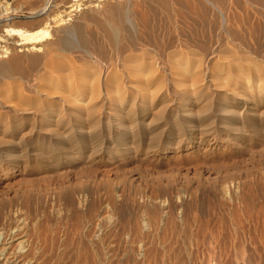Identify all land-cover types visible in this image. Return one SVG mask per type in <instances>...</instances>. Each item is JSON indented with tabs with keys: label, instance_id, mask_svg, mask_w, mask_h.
<instances>
[{
	"label": "rangeland",
	"instance_id": "374dc122",
	"mask_svg": "<svg viewBox=\"0 0 264 264\" xmlns=\"http://www.w3.org/2000/svg\"><path fill=\"white\" fill-rule=\"evenodd\" d=\"M30 1L36 3L30 12L0 3V24L32 21L33 27H49L54 41L58 27L55 23L50 27L46 15L37 16L46 0ZM71 1L57 0L52 14L68 9ZM233 2L227 6L228 15L234 8L231 18L236 10L240 20L246 13L256 19L264 12V0L254 5ZM157 7L136 5L153 24L146 39L140 29L127 25L121 41L113 26L98 15L102 23H89L85 29L84 36L94 38L88 52L84 47L68 51L58 45L35 71L6 77L0 70V202L7 216L0 223V242L15 235L12 250H28L30 264H264V23L261 31L257 27L254 32L252 26V33L247 16L244 23L229 16L227 24L235 23L230 30L245 32L240 41L230 30L221 29L217 11L210 16L217 22L213 24L212 19L184 21V8L177 4L171 14ZM130 40H137L134 47L122 51L120 42ZM1 57L0 67L9 59ZM54 60H62L64 70H50ZM77 70L83 78L75 79L80 76ZM100 77L108 78V87H102ZM27 80L38 86V93L30 94ZM117 84L125 91L114 90ZM18 90L28 97L20 105L23 108L13 102ZM108 98L118 102L110 106ZM92 104L96 112L90 110Z\"/></svg>",
	"mask_w": 264,
	"mask_h": 264
},
{
	"label": "bare ground",
	"instance_id": "6f19581e",
	"mask_svg": "<svg viewBox=\"0 0 264 264\" xmlns=\"http://www.w3.org/2000/svg\"><path fill=\"white\" fill-rule=\"evenodd\" d=\"M57 1V0H56ZM55 0H46V2L47 3H45V6H44V8H43V10L42 11H38L39 13L37 14V16L38 15H46V17L48 18L47 19V23H48V21H50V27H51V25H53L52 27L54 28V23H55V27H58L57 29L56 28H54L55 30L53 31L54 32V37H55V39H54V41L52 40L51 41V39H53V38H51L50 37V32L49 31H51V30H49V27L47 28V27H45V26H39V27H33V25H34V22H32L31 21V23H28V24H21V23H17V22H15L14 20L13 21H10V22H8V23H5V24H0V29L2 30V33H3V36H4V38L3 39H1L0 40V56H2V57H4V58H6V57H8L9 59H8V61H6V63L4 64V65H2L1 67H0V70H1V72L3 73V75L4 76H6L7 77V75L9 76H11L12 75V72L14 73V72H20V71H26L27 72V70H31V72L32 71H35L39 66H41V65H43V64H41V63H45L46 64V61L48 62V60H49V58L52 56V54L54 53L53 52V50H54V46H58V45H60L62 48H64L65 50H68V51H73V49H76L75 47H84V49H86L87 48V46H89V42L91 41V40H93L94 38H93V36H89L87 33H86V35L87 36H84V33H85V29H86V27H87V25L90 23H95L96 25L97 24H101L102 22H101V20H99V18H98V15H101V18H103L104 20L103 21H105L106 22V24L108 25V24H110L109 26H113V28L115 29V31L117 32V34L121 37V41H122V39H124L126 36H122L123 34H121V31L123 30V31H126L125 30V28H126V26L127 25H129L130 26V28H132L133 30H135V31H142V33H141V36L142 37H144L143 39H146V33H147V31H148V29H149V26H152L153 24H151V22H150V24L151 25H149V17L147 16V14L145 13V12H143V11H141L140 9H135L136 8V5H138V4H153V5H157V6H159V7H157V8H162L164 11H167V12H171V10L170 9H172V7H173V5H178V6H181V7H179V8H184V10H183V12L181 13V12H178V13H181V15L185 18V20L184 21H186V18H188V19H194V22L195 21H201V22H207L209 19H212V17H210V16H212V13H213V11L215 12V11H217V12H219V14H220V19H221V21H220V25H221V29L222 30H225V31H229L230 30V28H232L233 26H231V25H233V24H235V23H233V22H235V20L237 19H239L240 20V17L239 18H237V15L238 14H241V13H238V11L236 10V12H237V15L235 14V13H233L234 15H236L235 17H232L231 18V14H232V10L234 9L232 6V10H231V12H230V15H228V12L227 11H229V9L227 10V6H228V4L232 1V3H234L233 1H235V2H237L236 4L238 5V2H243L241 5H243L244 4V2H247V3H249V4H253V2L254 1H256V2H258L259 0H72L70 3H68V9H66L65 11H63L62 10V12L60 11L59 13H58V15L56 14V15H53L52 14V7H58V5L59 4H57V3H55L56 2ZM262 1V3H263V0H261ZM59 3H60V1H59ZM246 3V4H247ZM235 4V8H236V5ZM258 4H259V2H258ZM230 5V4H229ZM240 5V6H241ZM245 5V4H244ZM254 5V4H253ZM263 5H264V3H263ZM147 6V5H146ZM233 6H234V4H233ZM250 6V5H249ZM67 7V6H66ZM139 7H140V5H139ZM229 7V6H228ZM242 7V6H241ZM241 7H239L238 8V6H237V8L238 9H243V8H241ZM152 8H153V6H152ZM182 8V9H183ZM251 8H252V6H251ZM41 9V8H40ZM149 9V8H148ZM162 9H160V10H162ZM173 9H175V8H173ZM245 9H248V8H246L245 7ZM245 9L243 10L244 12L243 13H245L246 11H245ZM250 9V8H249ZM255 9V6H254V8L250 11V13L252 12V11H255L254 10ZM145 10V9H144ZM147 10V9H146ZM145 10V11H146ZM151 10V9H150ZM155 10H157V9H155ZM260 10V9H259ZM259 10H257L256 11V13L259 11ZM179 11V10H178ZM224 11H226V13L224 12ZM241 11V10H240ZM8 12V11H7ZM150 12H152V11H150ZM169 12V14H171ZM174 13L175 12H177V11H173ZM234 12V11H233ZM247 12H248V10H247ZM149 13V12H148ZM155 13V12H154ZM162 13H163V11H162ZM177 13V14H178ZM261 13V12H260ZM151 14V13H150ZM176 14V15H177ZM259 14V13H258ZM156 15H157V13H156ZM173 16H174V14H172ZM233 15V16H234ZM179 16H180V14H179ZM229 16H230V20L231 19H233V18H235V20L232 22V24L229 26V24H227L228 23V18H229ZM239 16H241V15H239ZM245 16V15H244ZM246 16H247V18L249 19V21L248 20H246L247 21V23L249 22V23H251L250 25H251V31H252V26L254 27V32H255V28H257L258 27V29H259V31H261V29L259 28V26L260 25H262L263 23H264V12L261 14V15H259V16H256L255 18L256 19H254V16L255 15H250V14H247L246 13ZM245 16V17H246ZM151 17V16H150ZM245 17H243V18H245ZM173 18V17H172ZM175 18V17H174ZM183 18V19H184ZM243 18L241 19V20H243ZM159 19V18H158ZM161 19V18H160ZM213 20V24L215 23H217L216 22V20L213 18L212 19ZM230 20H229V22H230ZM236 20V21H237ZM240 20V21H241ZM43 21V20H42ZM152 21V20H151ZM154 21V20H153ZM156 21V20H155ZM245 21V22H246ZM38 22H40V21H38ZM101 22V23H100ZM178 22H180V21H178ZM191 22V21H190ZM194 22L192 23V24H194ZM238 22V21H237ZM261 22H263L262 24H261ZM25 23V22H24ZM153 23V22H152ZM155 23V22H154ZM160 23V22H159ZM188 23V22H187ZM209 23V22H208ZM243 23H244V20H243ZM242 23V24H243ZM248 23V24H249ZM196 24V23H195ZM240 24V23H239ZM242 24H241V26H242ZM154 25H156V24H154ZM237 25V27L239 26L238 24H236ZM236 25H235V27H236ZM264 25V24H263ZM111 26V27H112ZM158 26V25H157ZM191 26V25H190ZM195 26V25H194ZM240 26V27H241ZM102 27V26H101ZM185 27V26H184ZM243 27H245V25H243ZM261 27H263V26H261ZM99 28V27H98ZM109 28V27H108ZM153 28V27H152ZM161 28V27H160ZM179 28V27H178ZM193 28V27H192ZM191 28V29H192ZM197 28V27H196ZM227 28H229V29H227ZM114 29H112L111 28V30H114ZM140 29V30H139ZM233 29V28H232ZM234 29H236V28H234ZM242 29V28H241ZM248 29V28H247ZM92 30V29H91ZM100 30V29H99ZM109 30V29H108ZM154 30V29H153ZM237 30V29H236ZM236 30L235 31H231L230 30V34L232 33V34H234L233 35V37L234 38H236V40H237V38L240 40V41H242V40H244L245 38L243 37H241V34L242 33H245V32H243L242 31V33L240 34L239 33V30L240 29H238V34H240L239 36H238V34H237V32H236ZM243 30H245L246 31V29L245 28H243ZM262 30H263V28H262ZM87 31V30H86ZM90 31V30H89ZM89 31H88V33H89ZM134 31V32H135ZM150 31H151V29H150ZM248 31V30H247ZM256 31H257V29H256ZM100 32V31H99ZM106 32V31H105ZM149 32V31H148ZM160 32V31H159ZM191 32V31H190ZM249 32V31H248ZM111 33V32H110ZM153 33V32H152ZM252 33H253V31H252ZM53 34V33H52ZM187 34V33H186ZM216 34V33H215ZM219 34V33H218ZM126 35V34H125ZM132 35H134V34H131V36ZM145 35V36H144ZM159 35V34H158ZM196 35H197V33H196ZM237 35V36H236ZM246 35V34H245ZM248 35V34H247ZM247 35L245 36L247 39H248V37H247ZM253 35V38L254 39H256L257 37H258V35H256V34H252ZM105 36V35H104ZM130 36V37H131ZM136 36V35H135ZM134 36V37H135ZM231 36V35H230ZM229 36V37H230ZM243 36V35H242ZM249 36V35H248ZM95 37V36H94ZM103 37V36H102ZM153 37V36H152ZM49 38H50V41H48L49 40ZM96 38V37H95ZM136 38L137 39H139L138 38V34H137V36H136ZM148 38V37H147ZM252 38V39H253ZM48 39V40H47ZM64 39V40H63ZM104 39H105V37H104ZM126 39H128V38H126ZM185 39V38H184ZM250 39V38H249ZM248 39V40H249ZM97 40V39H96ZM119 40V41H120ZM156 40V39H155ZM191 40V39H190ZM235 40V39H234ZM238 40V41H239ZM59 41V42H58ZM134 41H137V40H130V41H128V43L126 42L125 43V41L124 42H120L121 43V45L119 46L120 48H122V51H124L125 50V48L126 47H128V46H132V47H134ZM149 41V40H148ZM165 41V40H164ZM245 41H247V40H245ZM92 42V41H91ZM97 42V41H96ZM117 42V41H116ZM178 42H180V41H178ZM184 42V41H183ZM226 42V41H225ZM244 42V41H243ZM249 42V41H248ZM63 43V44H62ZM99 43V42H98ZM137 43H139V42H137ZM141 43V42H140ZM143 43V42H142ZM148 43V42H147ZM170 43V42H169ZM245 43V42H244ZM136 44V43H135ZM146 44V43H145ZM164 44V43H163ZM173 44H174V42H173ZM187 44V43H186ZM192 44V43H191ZM217 44V43H216ZM95 45H97L96 43H95ZM139 45V44H138ZM149 45V44H148ZM169 45V44H168ZM176 45V44H175ZM178 45V44H177ZM189 45V44H188ZM116 46V45H115ZM137 46V45H136ZM150 46V45H149ZM163 46V45H162ZM172 46V45H171ZM179 46H181V45H179ZM183 46V45H182ZM212 46V45H211ZM216 46V45H215ZM249 46H250V42H249ZM66 47H68V48H66ZM165 47V46H164ZM173 47V46H172ZM171 47V48H172ZM188 48H189V46H187ZM191 47V46H190ZM194 47V46H193ZM229 47V46H228ZM227 47V48H228ZM237 47V46H236ZM241 47V46H240ZM242 47H244V48H246V46H243L242 45ZM79 48H77V50L79 49ZM92 48H93V46H92ZM91 48V49H92ZM99 48H100V46H99ZM103 48V47H102ZM111 48V47H110ZM136 48V47H135ZM138 48V47H137ZM136 48V49H137ZM150 48V47H149ZM154 48V47H153ZM160 48V47H159ZM162 48V47H161ZM170 48V47H169ZM174 48H176V47H174ZM195 48V47H194ZM239 48V47H238ZM173 49V48H172ZM189 49H191V48H189ZM188 49V50H189ZM202 49V48H201ZM207 49V48H206ZM213 49V48H212ZM80 50H82V49H80ZM88 49H86V51H87ZM93 50V49H92ZM113 50V49H112ZM134 50V49H133ZM154 49H152V51H153ZM165 50H167V48L165 49ZM169 50V49H168ZM167 50V51H168ZM177 50V49H176ZM194 50V49H193ZM236 50V49H235ZM245 50V49H244ZM85 51V50H84ZM117 51V50H116ZM119 51H121V50H119ZM118 51V52H119ZM121 51V52H122ZM163 51H164V49H163ZM162 51V52H163ZM80 52V51H79ZM78 52V53H79ZM88 52V51H87ZM87 52H85L84 54L82 53V55H86V53ZM113 52L115 53V51L113 50ZM141 52V51H140ZM158 52V51H157ZM174 52H177V51H174ZM188 52V51H187ZM189 52H191L190 50H189ZM198 52H199V50H198ZM71 53H74V52H71ZM76 53V52H75ZM106 53V52H105ZM117 53V52H116ZM129 53V52H128ZM133 53V52H132ZM156 52H154L153 54H155ZM167 53V52H166ZM193 53H195V52H193ZM200 53V52H199ZM204 53V52H203ZM213 53H215V51H213L212 50V52H211V54L213 55ZM234 53V52H233ZM88 54V53H87ZM100 54V53H99ZM103 54H104V52H103ZM111 54V53H110ZM146 54H147V52H146ZM159 54V53H158ZM165 54V53H164ZM176 54V53H175ZM191 54H192V52H191ZM198 54V53H197ZM219 54V53H218ZM258 54V53H257ZM264 54V53H263ZM81 55V56H82ZM105 55V54H104ZM121 54H119V56H120ZM148 55H151V52L149 53L148 52ZM148 55H146V56H148ZM167 55V54H166ZM168 55H170L171 56V54H168ZM177 55V54H176ZM190 55V54H189ZM216 55V54H215ZM238 55V54H237ZM92 56H93V53H92ZM112 56V55H111ZM111 56H109V57H111ZM128 56V55H127ZM126 55H125V57H127ZM154 56V55H153ZM157 56H159V55H157ZM172 56H174V53L172 54ZM240 56V55H239ZM238 56V57H239ZM1 57V58H2ZM84 57V56H83ZM97 57V56H96ZM100 58H101V56H99ZM103 57V56H102ZM105 58L107 57V56H104ZM103 57V58H104ZM122 57H124V55L122 56ZM218 57V56H217ZM257 57V56H256ZM100 58L98 59V60H100ZM104 58V59H105ZM119 58H121V57H119ZM136 58V57H135ZM146 59H147V57H145ZM154 58V57H153ZM160 58V57H159ZM189 58V57H188ZM200 58V57H199ZM208 58V57H207ZM235 58V57H234ZM237 58V57H236ZM248 58V57H247ZM3 59V58H2ZM67 59V58H66ZM71 59V58H70ZM84 59V58H83ZM88 59H90V58H88ZM137 59V58H136ZM141 59V58H140ZM166 59V58H165ZM165 59H163L162 58V60H164V62H165ZM191 59V58H190ZM202 59V58H201ZM214 59V58H213ZM231 59V58H230ZM239 59V58H238ZM250 59H252L251 57H250ZM1 60V59H0ZM72 60V59H71ZM153 60H155L156 61V59L154 58ZM188 60V59H187ZM197 60V59H196ZM195 60V61H196ZM200 60V59H199ZM103 61V60H102ZM101 61V62H102ZM132 61V60H131ZM140 61V60H139ZM154 61V62H155ZM161 61V60H160ZM166 61H168V60H166ZM190 61V60H189ZM194 61V60H193ZM192 61V62H193ZM198 61V60H197ZM228 61V60H227ZM231 61H232V59H231ZM255 61V60H254ZM66 62H68V61H66ZM92 62V61H91ZM95 62V61H94ZM129 62V61H128ZM151 64H150V66L152 65V63H153V61L151 62V60L149 61ZM159 62V61H158ZM201 62V61H200ZM239 62H241V61H239ZM50 63H51V69L50 70H52V71H60V70H64V65H65V63L62 61V60H54V61H50ZM53 63V64H52ZM87 63V62H86ZM93 63V62H92ZM91 63V64H92ZM99 63V62H98ZM113 63V62H112ZM111 63V64H112ZM115 63V62H114ZM113 63V64H114ZM123 63V62H122ZM124 63H126V61L124 62ZM139 63V62H138ZM144 63V62H143ZM161 63H162V61H161ZM174 63V62H173ZM172 63V64H173ZM176 63V62H175ZM178 63V62H177ZM187 63V62H186ZM207 63V62H206ZM205 63V66L207 65ZM218 63V62H217ZM254 64L253 65H256L255 64V62H253ZM44 64V65H45ZM83 64V63H82ZM108 64V63H107ZM110 64V63H109ZM128 64V63H127ZM127 64L125 65V66H127ZM140 64H142L141 63V61H140ZM149 63H147V65H148ZM163 64V63H162ZM170 64V63H169ZM169 64H168V66H169ZM180 64H182V63H180ZM184 64V63H183ZM194 64V63H193ZM200 64V63H199ZM215 64H216V62H215ZM240 64V63H239ZM84 65V64H83ZM93 65V64H92ZM92 65H91V67H92ZM114 65H116V63L114 64ZM113 65V66H114ZM135 65V64H134ZM134 65H130L131 67H133ZM176 65V64H175ZM248 65V64H247ZM249 65H251L252 66V63L251 64H249ZM48 66H50V65H48ZM74 66V65H73ZM87 66V65H86ZM96 66V65H95ZM105 66H107V65H105ZM139 66V65H138ZM167 66V65H166ZM178 66V65H177ZM186 66V65H185ZM192 66V65H191ZM198 66V65H197ZM201 66V65H200ZM203 66V65H202ZM224 66V65H223ZM251 66H249L250 68H251ZM261 66H262V64H261ZM43 67V66H42ZM85 67V66H84ZM89 67H90V65H89ZM118 67V66H117ZM120 67V66H119ZM118 67V68H119ZM127 67H129V66H127ZM126 67V68H127ZM136 67V66H135ZM152 67V66H151ZM176 67V66H175ZM206 67H208V65L206 66ZM214 67H215V65H214ZM213 67V68H214ZM239 67V66H238ZM237 67V68H238ZM246 68H247V66H245ZM248 67V68H249ZM254 67V66H253ZM68 67H66V69H67ZM88 68V67H87ZM94 68V67H93ZM96 68V67H95ZM94 68V69H95ZM110 68H111V66H110ZM124 68V67H123ZM126 68H125V70H126ZM134 68V67H133ZM137 68V67H136ZM163 68V67H162ZM168 68V67H167ZM171 68H172V66H171ZM170 68V69H171ZM177 68H180V67H176V69ZM209 68V67H208ZM216 68H218L219 69V67H216ZM231 68V67H230ZM241 68H242V66H241ZM27 69V70H26ZM65 69V70H66ZM75 69H76V67H75ZM90 69V68H89ZM92 69V68H91ZM93 69V71H96V70H94ZM98 69V68H97ZM113 69V68H112ZM116 69V68H115ZM115 69H113L114 71H116ZM120 69V68H119ZM138 69V68H137ZM144 69V68H143ZM152 69H154V68H152ZM169 69V70H170ZM175 69V68H174ZM181 69V68H180ZM199 69V68H198ZM206 69V68H205ZM205 69L202 71V74L204 75V72H205ZM225 69V68H224ZM227 69H229L228 68V66H227ZM252 69H256V68H252ZM260 69V68H259ZM73 70V69H72ZM166 70V69H165ZM164 70V71H165ZM173 70V69H172ZM187 70V69H186ZM210 70V69H209ZM214 70V69H213ZM217 70V69H216ZM220 70V69H219ZM243 70V69H242ZM49 71V70H48ZM51 71V72H52ZM67 71V70H66ZM77 71H79V70H77ZM82 71V70H81ZM85 71V70H84ZM87 71H89V70H87ZM99 71V70H98ZM97 71V72H98ZM104 71V70H103ZM120 71V70H119ZM128 71H129V69H128ZM138 71V70H137ZM137 71H135L136 73H137ZM163 71V70H162ZM167 71V70H166ZM178 71V70H177ZM176 71V72H177ZM215 71V70H214ZM225 71V70H224ZM241 71V70H240ZM244 71V70H243ZM256 71H258V70H256ZM260 71V70H259ZM258 71V72H259ZM29 72V71H28ZM28 72H27V74H28ZM80 72V71H79ZM90 72V71H89ZM107 72V71H106ZM106 72H104V73H106ZM111 72V71H110ZM113 72V71H112ZM117 72V73H116ZM115 73L116 74H119L118 73V70L116 71ZM133 72V71H132ZM157 72V71H156ZM175 72V71H174ZM180 72V71H179ZM181 72H182V70H181ZM180 72V73H181ZM185 72V71H184ZM196 72H197V70H196ZM211 72L213 73V71L211 70ZM264 72V71H263ZM15 73V74H16ZM30 73V72H29ZM62 73V72H61ZM60 73V74H61ZM74 73H75V70H74ZM73 73V74H74ZM85 73V72H84ZM88 73V72H87ZM86 73V74H87ZM91 73H94V72H91ZM99 73H101V72H98V74L95 72L94 73V75L95 74H97L98 76L100 75ZM108 73V72H107ZM106 73V74H107ZM114 73V74H115ZM121 73H122V71H121ZM128 73V72H127ZM134 73V72H133ZM132 73V74H133ZM139 73H141V72H139ZM194 73V72H193ZM212 73H210V74H212ZM217 73V75H218V73H219V71H217L216 72ZM236 73V72H235ZM239 73V72H238ZM259 73H261V71L259 72ZM20 74H21V72H20ZM57 74V73H56ZM63 74H65V73H63ZM79 75L81 74V72L80 73H78ZM77 74V75H78ZM102 74V73H101ZM109 74V73H108ZM113 74V75H114ZM116 74L114 75V76H116ZM126 74V73H125ZM125 74L123 75V76H120V77H122V78H124V76H125ZM130 74V73H129ZM185 74V73H184ZM194 74H196V73H194ZM201 74V75H202ZM215 74V73H214ZM220 74V73H219ZM262 74V73H261ZM18 75V74H17ZM24 75H26V73L24 74ZM54 75V74H53ZM76 75V76H77ZM83 75V74H82ZM82 75H80L79 77H76L75 79H77V78H83V76ZM110 75V74H109ZM112 75V74H111ZM120 75V74H119ZM134 75V74H133ZM136 75V74H135ZM141 75V74H140ZM148 75V74H147ZM152 75V74H151ZM238 75V74H237ZM241 75V74H240ZM259 75V74H258ZM263 75H264V73H263ZM13 76V75H12ZM21 76V75H20ZM27 76V75H26ZM87 76V75H86ZM97 76V77H98ZM101 76V75H100ZM127 76H129V75H127ZM132 76V75H131ZM149 76V75H148ZM155 76V75H154ZM194 76V75H193ZM208 76V75H207ZM211 76V75H210ZM216 76V75H215ZM219 76V75H218ZM62 77V76H61ZM117 77H118V75H117ZM120 77H118V78H120ZM143 77V76H142ZM203 77V76H202ZM209 77V76H208ZM212 77V76H211ZM262 77V76H261ZM26 78V77H25ZM55 78V77H54ZM63 78V77H62ZM66 78V77H65ZM68 78V77H67ZM72 78V77H71ZM118 78H115V79H118ZM121 78V79H122ZM132 78V77H131ZM165 78V77H164ZM217 78H219V77H216V79ZM221 78V77H220ZM238 78V77H237ZM9 79V78H8ZM7 79V80H8ZM17 79H20V78H16V80ZM57 79V78H56ZM59 80H61V78H58ZM140 79V78H139ZM150 79V78H149ZM196 79H199V78H196ZM203 78H201V81H203L202 80ZM205 79V78H204ZM213 79H214V76H213ZM225 79V78H224ZM246 79H247V77H246ZM3 80H5V79H3ZM2 80V81H3ZM10 80V79H9ZM14 80H15V78H14ZM42 80V79H41ZM90 80V79H89ZM97 80H99V78L97 79ZM120 80V79H119ZM118 80V81H119ZM132 80V79H131ZM166 80V79H165ZM164 80V81H165ZM195 80V79H194ZM13 81V80H12ZM11 81V82H12ZM66 81V80H65ZM83 81V80H82ZM84 81H85V79H84ZM92 81V80H91ZM90 81V82H91ZM101 83H102V87L103 88H105V86H107L108 85V78L107 77H100V80H99ZM193 81V80H192ZM199 81V80H198ZM212 81V80H211ZM240 81V80H239ZM10 82V83H11ZM17 82H20V81H17ZM17 82H15V83H17ZM26 82V86H27V88L29 89V92H30V94H34V93H38V91H39V89H38V86H36L34 83H31V80H27V81H25ZM72 82V81H71ZM129 82H130V79H129ZM183 82V81H182ZM219 82H221V81H219ZM238 82V81H237ZM45 83V82H44ZM57 83V82H56ZM69 83V82H68ZM67 83V84H68ZM110 83H111V81H110ZM120 83H121V81H120ZM163 83V82H162ZM162 83H161V86H162ZM165 83H166V81H165ZM164 83V84H165ZM169 83H170V81H169ZM178 83H179V81H178ZM186 83V82H185ZM207 83H209V82H207ZM214 83H215V80H214ZM221 83H223V82H221ZM244 83V82H243ZM91 84V83H90ZM114 84V83H113ZM135 83H133L132 85H134ZM141 84V83H140ZM144 84V83H143ZM160 84V83H159ZM187 84V83H186ZM213 84V83H212ZM228 84V83H227ZM247 84V83H246ZM19 85H21L20 83H19ZM75 85V84H74ZM86 85V87L89 85V84H85ZM110 85V84H109ZM115 85V84H114ZM120 85V84H119ZM122 86H124L123 85V79H122V84H121ZM131 84H129V86H132ZM168 85V84H167ZM196 85H198V83L196 84ZM204 85V84H203ZM216 85V84H215ZM259 85H260V82H259ZM17 86V85H16ZM42 86V85H41ZM47 86H48V84H47ZM80 86V85H79ZM78 86V87H79ZM95 86H98V85H95ZM95 86H94V88H95ZM117 86H118V84H117ZM116 86V87H117ZM125 86H127V83H126V85ZM125 86H124V88H125ZM136 86V85H135ZM134 86V87H135ZM157 86V85H156ZM164 86V85H163ZM243 86V85H242ZM84 87V86H83ZM82 87V88H83ZM85 87V88H86ZM90 86H88V88H89ZM92 87V86H91ZM90 87V88H91ZM108 87V86H107ZM139 86H137V88H138ZM144 87V86H143ZM146 87V86H145ZM158 87H160V86H158ZM190 87V86H189ZM198 87V86H197ZM2 89H3V87H1ZM71 88V87H70ZM80 89H81V87H79ZM94 88H93V91L94 92H96V90H94ZM110 88H112V85L110 86ZM109 88V89H110ZM120 88H121V86H120ZM119 88V86H118V89H116V88H114V90H117V91H119L120 93H121V90L122 89H120ZM140 88V87H139ZM146 88H148V87H146ZM156 88V87H155ZM193 88H195V87H193ZM193 88H191V90L193 89ZM208 88V87H207ZM1 89V90H2ZM76 89V88H75ZM92 89V88H91ZM95 89H98V88H95ZM136 89V88H135ZM144 89V88H143ZM158 89V88H157ZM220 89V88H219ZM7 90V89H6ZM83 90V89H82ZM85 90V89H84ZM90 90V89H89ZM104 90V89H103ZM111 90V89H110ZM130 90V89H129ZM148 90V89H147ZM151 90H153V89H151ZM185 90H188V89H185ZM184 90V91H185ZM197 90V89H196ZM50 91V90H49ZM86 91H87V89H86ZM85 91V92H86ZM90 91H92V90H90ZM90 91H88V92H90ZM98 91H100V90H98ZM123 91V90H122ZM124 91H125V89H124ZM123 91V92H124ZM131 91V90H130ZM129 91V92H130ZM155 91V90H154ZM183 91V90H182ZM195 91V90H194ZM193 91V92H194ZM200 91V90H199ZM7 92V91H6ZM14 92V91H13ZM83 92V91H82ZM93 92V93H94ZM109 92H112V91H109ZM119 92H117V93H119ZM156 92H157V90H156ZM192 91H191V93L192 94H194ZM235 92V91H234ZM80 93H81V91H80ZM91 93V92H90ZM92 93V94H93ZM97 93V92H96ZM127 93V92H126ZM152 93V92H151ZM185 93V92H184ZM186 93H188V92H186ZM185 93V94H186ZM198 93V92H197ZM201 93V92H200ZM8 94V93H7ZM40 94H41V91H40ZM98 95L100 94L99 92L97 93ZM105 94V93H104ZM112 93H110L109 95H111ZM178 94V93H177ZM10 95V94H9ZM8 95V96H9ZM35 95V94H34ZM42 95V94H41ZM71 95V94H70ZM107 94H105V96H106ZM156 95V94H155ZM189 95H190V92H189ZM11 96H13V94H11ZM49 96V95H48ZM91 96V95H90ZM104 96V95H103ZM102 96V97H103ZM117 96V95H116ZM116 96H115V98H116ZM120 96V95H119ZM135 96V98H136V95H134ZM138 96V95H137ZM182 96V95H181ZM68 98L70 97V96H67ZM76 97V96H75ZM92 97V96H91ZM90 97V98H91ZM95 97H97V96H95ZM101 97V98H102ZM111 97H112V95H111ZM28 97L25 95V93H24V91H20V90H18V91H15V93H14V96H13V99L15 100H13V102L15 103V105L18 107L19 106V108H23V106H21L20 107V105H22V104H24V102H25V100L27 99ZM66 98V97H65ZM115 98H114V100H115ZM177 98H178V95H177ZM182 98V97H181ZM67 99V98H66ZM70 100L72 99V98H69ZM69 99H68V103H70L69 102ZM95 98L93 97V100H94ZM106 99H107V97H106ZM106 99H105V97L103 98V100H102V104L101 105H103L104 104V101H106ZM123 99V98H122ZM146 99V98H145ZM154 99V98H153ZM179 99V98H178ZM63 100V99H62ZM75 100V99H74ZM92 100V99H91ZM93 100H92V102H89V103H93L94 104V102H93ZM114 100H112V99H109L108 98V102H109V104H110V106H112V104L115 102ZM116 100H119V99H116ZM120 100H121V97H120ZM119 100V101H120ZM125 100V99H124ZM123 100V101H124ZM180 100V99H179ZM90 101V100H89ZM122 101V100H121ZM3 101L1 100V98H0V106H2V103ZM73 102V101H72ZM96 102V101H95ZM97 102H98V104H99V100H97ZM96 102V103H97ZM116 102H118V101H116ZM115 102V103H116ZM48 103V102H47ZM64 103H65V101H64ZM66 103H67V101H66ZM65 103V104H66ZM88 103V104H89ZM106 103V102H105ZM72 104V103H71ZM73 104H75V106H77L76 105V103L74 102ZM92 104V105H93ZM14 105V106H15ZM59 105V104H58ZM67 105V104H66ZM91 105V109H90V107H89V109L91 110V111H94V112H96L95 110H96V108H95V104L92 106ZM100 105V106H101ZM105 105V104H104ZM118 105H119V103H118ZM120 105H121V102H120ZM13 106V107H14ZM27 106V105H26ZM63 106V105H62ZM74 105H72V107H74V108H78V107H75ZM99 106V107H100ZM25 107V106H24ZM66 107V106H65ZM85 107V106H84ZM98 107V106H97ZM16 108V107H15ZM19 108H17V109H19ZM80 108V107H79ZM78 108V109H79ZM101 108H102V106H101ZM100 108V109H101ZM103 108H104V106H103ZM111 108V107H110ZM17 109H15V110H17ZM27 108H25V109H23V110H26ZM62 109V108H61ZM77 109V110H78ZM81 109L82 108H80V111H81ZM84 109V108H83ZM82 109V110H83ZM88 109V108H87ZM108 109H109V107H108ZM20 111L22 110V109H19ZM19 110H18V113H19ZM28 110V109H27ZM76 110V109H75ZM86 110V109H85ZM113 110V109H112ZM63 111V110H62ZM28 112H30L29 110H28ZM33 112H35L36 113V111H33ZM38 112V111H37ZM64 112V111H63ZM67 112V111H66ZM90 112V111H89ZM100 112V111H99ZM108 112V111H107ZM7 113V112H6ZM22 113V112H21ZM91 113V112H90ZM97 113H98V111H97ZM96 113V114H97ZM4 114V113H3ZM24 114V113H23ZM26 114H27V112H26ZM39 114H40V112H39ZM66 114V113H65ZM70 114H71V111H70ZM94 114V113H93ZM110 114V113H109ZM113 114V113H112ZM71 115H73V114H71ZM91 115V114H90ZM89 115V117L91 118L92 116H90ZM40 116V115H39ZM38 116V117H39ZM70 116V115H69ZM78 116V115H77ZM96 116V115H95ZM32 117V116H31ZM41 117H42V115H41ZM85 117V116H84ZM94 117V116H93ZM10 118V117H9ZM36 118V117H35ZM30 119V118H29ZM46 119V118H45ZM20 120V119H19ZM22 121V120H21ZM36 121V120H35ZM40 121H42V120H40ZM43 130V129H42ZM31 133H32V131H31ZM1 203V202H0ZM5 204H3V203H1L0 204V223H2V221L5 219V218H7V216L5 215V210H3L4 208H3V206H4ZM174 224V223H173ZM172 224V226H174ZM23 226V225H22ZM24 227V226H23ZM20 228V227H19ZM170 228V227H169ZM174 229V228H173ZM22 230V229H21ZM21 230H19V231H21ZM20 232H18V234H19ZM22 234V233H21ZM20 235V234H19ZM23 235V234H22ZM21 235V237H23ZM20 237V238H21ZM10 238V239H9ZM9 238H7V239H4V240H2L1 242H0V259L2 260V258H4V261L3 262H1V260H0V262L1 263H5V264H30L29 262L30 261H27V257H28V254H25V253H27V251L28 250H24V251H22V252H14V250H12V248L14 247L13 246V244H11V241L12 240H14L15 238H17L15 235H10V237ZM9 239V240H8ZM27 239V238H26ZM16 240V239H15ZM28 240V239H27ZM23 241L24 240H22V243H23ZM20 241H18V243H19ZM26 242V241H25ZM29 244V243H28ZM17 245V244H16ZM23 245H24V243H23ZM13 246V247H12ZM28 246V245H27ZM12 247V248H11ZM24 247V246H23ZM10 248H11V250H10ZM15 248H16V246H15ZM17 248H18V246H17ZM25 248V247H24ZM19 249V248H18ZM19 251V250H18ZM31 253V252H30ZM2 255V256H1ZM32 262V261H31ZM0 263V264H1Z\"/></svg>",
	"mask_w": 264,
	"mask_h": 264
},
{
	"label": "crops",
	"instance_id": "0c3cea01",
	"mask_svg": "<svg viewBox=\"0 0 264 264\" xmlns=\"http://www.w3.org/2000/svg\"><path fill=\"white\" fill-rule=\"evenodd\" d=\"M0 3L2 4V6H5V4H9L10 5L9 7L19 6V7H22V9L24 11H29V12L31 11V8L36 5V3H34L33 1H30V0H26V1L25 0H0ZM43 8L41 10H39V11H42Z\"/></svg>",
	"mask_w": 264,
	"mask_h": 264
}]
</instances>
